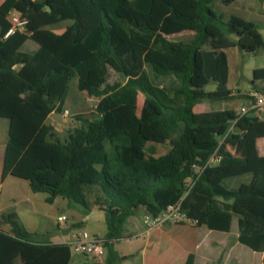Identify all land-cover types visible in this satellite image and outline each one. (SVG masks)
I'll use <instances>...</instances> for the list:
<instances>
[{"label": "trees", "instance_id": "16d2710c", "mask_svg": "<svg viewBox=\"0 0 264 264\" xmlns=\"http://www.w3.org/2000/svg\"><path fill=\"white\" fill-rule=\"evenodd\" d=\"M213 2L0 0V119L7 120L1 179H24L31 192L46 194V203L61 197L85 214L94 195L93 206L107 214L105 259L94 264L122 260L113 244L139 208L156 216L178 200L199 227L228 232L236 218L237 241L264 252V156L255 153L264 120L231 110L193 112L201 102L243 97L227 89L224 50L255 54L263 38L251 22L224 20L210 8ZM10 10L28 22L25 32L4 38ZM62 25L59 34L48 31ZM182 33L191 38L170 39ZM27 40L38 45L32 54L20 51ZM108 68L123 80L108 83ZM252 76L255 87L264 81V67ZM72 80L98 101L95 116L74 115L73 128L61 138L47 119L62 110ZM210 83L215 89L206 91ZM237 140L242 157L222 155L196 177L193 165L202 167L218 146L222 153L224 144ZM148 143L169 148L155 157L145 151ZM70 260L67 243L34 242L15 213L0 215V264ZM185 264H194L193 255Z\"/></svg>", "mask_w": 264, "mask_h": 264}, {"label": "rangeland", "instance_id": "374dc122", "mask_svg": "<svg viewBox=\"0 0 264 264\" xmlns=\"http://www.w3.org/2000/svg\"><path fill=\"white\" fill-rule=\"evenodd\" d=\"M257 3L256 0H251ZM210 8L216 12H223L224 19L228 16H240L243 18H248L251 14L255 12L249 9L248 2L245 0H238L237 3L232 6L227 4H222L220 0H214ZM257 25L255 21H252ZM258 31L261 33L263 38V46L255 54L242 53L236 47L227 48L224 50L227 63H228V81L227 88L234 94H245L252 86V73L254 69H259L264 67V27L261 25L256 26ZM63 29L58 30H48L50 33H58ZM191 38L190 33H182L170 37L171 40H184L188 41ZM37 44L32 40H27L23 47L22 52L30 53L33 48H37ZM121 81L123 78L108 68L106 81L112 83L113 81ZM256 83V82H255ZM76 80L70 82L69 91L66 97L65 109L68 111V115L64 114L61 124L62 137L67 135L68 130L72 129L74 126V120L72 114H80L86 118H92L95 116V105L98 99L95 97L88 96L85 92H80L76 88ZM215 89V84L210 83L205 87L206 91H212ZM262 89V88H261ZM259 89V90H261ZM244 97V96H243ZM242 97H236L227 100V108H234L239 110L241 106H247L248 102L241 100ZM138 107L141 106L142 96L139 95L137 99ZM208 104L212 102H207ZM220 104V103H217ZM206 106V105H205ZM225 108V107H222ZM7 124L6 119H0V127ZM5 126V131L6 130ZM232 131H235L233 129ZM3 138V141H2ZM7 139V132L0 133V165H2V158L4 152V140ZM232 150L235 153L239 152L240 157L243 155V149L241 142H228L223 145ZM169 148V144H156L148 143L145 146L146 152H152L155 157L163 155ZM223 149L222 155H227L229 153L225 152ZM0 179H1V168H0ZM0 215L7 213H15L17 215L18 221L22 226H26L31 231L32 240L34 242H50L49 239L55 235L61 234L65 238H70V236L77 231L84 230L90 235L94 232L102 234L105 231L104 217L107 215L97 210L96 206H93L95 196L89 195V202L92 206V211L88 214L83 213L82 209L73 203H69L66 199L57 197L55 203L48 204L45 202V193H33L30 191L28 183L26 180L17 178L15 176L6 175L3 180H0ZM59 216H64V221H58ZM76 224H80L77 227ZM5 226L2 224L1 227ZM73 227V229H72ZM60 230L61 232H58ZM232 231L237 232V226L234 224L232 226ZM71 239V238H70ZM69 239V241H70ZM244 249L251 253L250 250L244 247ZM70 260V264H94L97 260H93L91 257L74 254L73 252ZM103 259V258H102ZM100 259V260H102ZM99 261V260H98ZM262 264H264V259Z\"/></svg>", "mask_w": 264, "mask_h": 264}, {"label": "crops", "instance_id": "0c3cea01", "mask_svg": "<svg viewBox=\"0 0 264 264\" xmlns=\"http://www.w3.org/2000/svg\"><path fill=\"white\" fill-rule=\"evenodd\" d=\"M237 1L238 0H233L232 2L224 3L223 0H220L222 4H227L228 6H232L233 4L237 3ZM245 2H248L249 9L253 10L255 14H251L246 19L240 16L237 17H240L245 21L251 23H253L252 21H255L257 25H261L262 27H264V6L259 4L257 1H256L257 3H254L251 0H245ZM217 14L222 15L224 19L225 14L223 12H219ZM230 16H228V18ZM227 19L225 18L224 20ZM254 25L257 26L256 24ZM59 33L60 32H58V34ZM23 45L21 46V48L23 47ZM37 48H33L32 51L28 54L34 53L37 50ZM248 89H249L248 91L250 90L262 91L264 90V81H257L255 83V87L251 86ZM246 93L240 94L244 96L241 98V100L246 101V96H245ZM227 102L228 101H220V102H212L210 104H208L207 102H201L193 108V112L195 114H201V113L231 110L236 113V111H238L237 109L226 107ZM65 104L66 101L64 102V105L60 112H55V111L52 112L47 119V122L55 129V131L59 134L61 138H64L61 135L62 128L60 123L63 121L62 118L64 117L62 113L63 111L66 110L64 107ZM72 115L73 116L77 115V113ZM252 117L257 118L256 116H252ZM257 119L264 120V118H257ZM3 124L4 123H2L0 127V133L2 134L3 132H7L5 131V126H7V124L6 125ZM6 142L7 139L4 140L3 142L5 143L4 151H5ZM232 142H240V141L237 140ZM224 150L225 152L229 153L227 154V156L240 157L239 152L235 153L230 149L228 150L227 147H225ZM255 153L259 157L264 156V137L257 138L255 140ZM3 156H4V152H3ZM2 166H3V158H2V165H0L1 173H2ZM55 200L53 203H55ZM144 213L145 210L143 208H139L138 211L135 213V215L128 217L123 227L122 238L113 244V249L116 251L119 257H122V260H120L118 264H185L186 259L188 258L189 255H193L194 264H262L263 262L264 252L262 253L254 252L237 241L239 232H238V225L236 218H232L230 223V229L228 232L210 230L207 229L205 226L194 227L188 224L168 223L157 227L156 229L151 231L146 237H140L139 235L144 231V226L142 224V216L144 215ZM106 219L107 216L104 217L103 219L104 222H106ZM234 224H236L237 226L236 233L232 231V226ZM23 227L26 229L27 232L31 233L28 227L26 226ZM1 228L7 231L9 229V226L5 224V226ZM58 232L61 231L58 230ZM105 232H106V226H105V231H103L102 234L98 232H94L92 236L95 238H103ZM70 238H65L60 234V236L59 235L53 236L52 238L49 239V241L52 244H66L67 242H69ZM244 247L250 250L251 253H248L244 249ZM104 259L105 256L103 257L102 260H99V263H102Z\"/></svg>", "mask_w": 264, "mask_h": 264}, {"label": "built area", "instance_id": "2783aa9c", "mask_svg": "<svg viewBox=\"0 0 264 264\" xmlns=\"http://www.w3.org/2000/svg\"><path fill=\"white\" fill-rule=\"evenodd\" d=\"M9 23V29L4 35V38L15 32H25L27 26V19L20 12L16 10H10L6 16ZM247 106L241 107L236 111V116L241 117L243 115L256 116L257 118H264V91L250 90L246 93ZM96 106V105H95ZM65 115H68V111H64ZM231 127L230 129H232ZM223 142V139L219 141V146ZM219 146L215 151L208 157L205 164L202 167L192 166L193 173L197 176L206 167L216 166L221 158L222 153L219 150ZM189 188L193 184V180L188 181ZM187 193V192H186ZM182 200H178L166 206L158 215L152 216L145 211L142 216V224L144 231L139 236L146 237L151 231L159 226L168 223H180L188 224L191 226H197V220L190 218L187 213L182 209ZM58 221H64V216H59ZM67 244L70 247L71 252L78 255L91 257L93 260H100L105 256L104 241L102 238H95L84 230L77 231L71 236V239ZM99 262V261H98Z\"/></svg>", "mask_w": 264, "mask_h": 264}]
</instances>
